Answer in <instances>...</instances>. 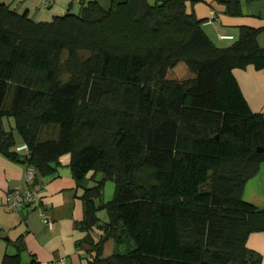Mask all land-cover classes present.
I'll list each match as a JSON object with an SVG mask.
<instances>
[{"label":"trees","instance_id":"trees-1","mask_svg":"<svg viewBox=\"0 0 264 264\" xmlns=\"http://www.w3.org/2000/svg\"><path fill=\"white\" fill-rule=\"evenodd\" d=\"M186 1L82 0L43 23L0 3V155L32 171V190L64 155L77 185L90 176L85 264H261L246 241L264 234V210L241 195L264 162V111L249 110L232 75L264 72L261 29L219 48ZM216 2L241 16L238 0Z\"/></svg>","mask_w":264,"mask_h":264},{"label":"crops","instance_id":"crops-1","mask_svg":"<svg viewBox=\"0 0 264 264\" xmlns=\"http://www.w3.org/2000/svg\"><path fill=\"white\" fill-rule=\"evenodd\" d=\"M80 1L82 0H0V3L15 13L26 14L34 22L43 23L68 12L77 14ZM94 1L104 9L112 2ZM238 2L241 10L239 17L225 15L224 7L216 0H187L186 11L204 22V33L219 48L230 46L238 38L239 28L261 29L256 42L259 47L264 48V0ZM232 75L249 110L255 114L262 113L264 72L247 67L244 70L234 69ZM16 141L21 144L20 139ZM69 160L67 156L61 157L58 173L41 178L35 186L40 197L38 206L13 211L6 204L5 196L14 187L23 185L26 169L0 155V264L5 255L17 253L20 264H85L84 251L87 246L82 241L86 232L81 230L85 205L80 197L83 189L90 187L92 182L88 175L77 185L68 167ZM241 198L256 209L264 210V162L245 183ZM38 210L50 220V226L42 223ZM90 236L97 240L98 233L91 232ZM246 247L258 254L261 264H264L263 233L251 234L247 238ZM112 251L113 243L106 242L103 255L108 256Z\"/></svg>","mask_w":264,"mask_h":264},{"label":"built area","instance_id":"built-area-1","mask_svg":"<svg viewBox=\"0 0 264 264\" xmlns=\"http://www.w3.org/2000/svg\"><path fill=\"white\" fill-rule=\"evenodd\" d=\"M221 39H230V37H221ZM25 146L16 148L17 152L25 151ZM33 177L30 169L26 170L25 180L22 186L14 187L5 196L6 204L13 210L18 211L24 208L36 207L39 205L40 197L35 190L28 187ZM42 223L50 226V220L44 215L42 211H37Z\"/></svg>","mask_w":264,"mask_h":264},{"label":"rangeland","instance_id":"rangeland-1","mask_svg":"<svg viewBox=\"0 0 264 264\" xmlns=\"http://www.w3.org/2000/svg\"><path fill=\"white\" fill-rule=\"evenodd\" d=\"M2 124H3V127L6 131H9L11 130L13 133H14V136L16 139H19L15 130H14V122H13V119L12 118H4L2 120ZM64 156H67L69 157V155H64ZM62 156V157H64ZM99 175L97 177V179H99ZM113 192H114V185L112 182H105L104 186H103V191H102V198L104 201H109L111 200L112 196H113ZM98 214V218L101 220L104 219V222L107 220L106 218V214L104 211L102 212H99L97 213ZM108 247L106 248V251H108ZM133 249V244L129 243L128 244H123L120 246V253H124L126 252L127 250H132Z\"/></svg>","mask_w":264,"mask_h":264}]
</instances>
